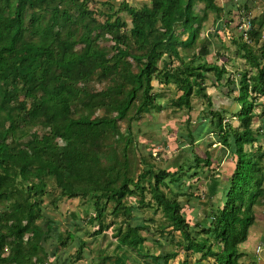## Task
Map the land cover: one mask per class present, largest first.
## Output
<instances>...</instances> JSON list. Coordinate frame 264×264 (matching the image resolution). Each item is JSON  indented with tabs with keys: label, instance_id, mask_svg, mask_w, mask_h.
I'll list each match as a JSON object with an SVG mask.
<instances>
[{
	"label": "trees",
	"instance_id": "16d2710c",
	"mask_svg": "<svg viewBox=\"0 0 264 264\" xmlns=\"http://www.w3.org/2000/svg\"><path fill=\"white\" fill-rule=\"evenodd\" d=\"M90 1L0 0V264H76L84 258V248L99 240L105 244L102 255L106 244L114 245L117 264L133 253L159 264L163 257L144 249L148 238L140 230L147 226L130 220L140 206L161 211L160 232L169 226L181 231L176 246L195 254L197 264L210 253L216 254L217 264H243L240 244L255 223V205L264 202V163L246 148L258 140V129L251 126L254 109L264 110V16L251 20V46L242 36L235 41L248 66L237 77H227L226 63L205 58L211 53L207 43L196 49L195 24L204 19L194 6L203 2L205 13H225L222 17L231 14V7L215 0H147L141 6L124 0L117 8L111 0L99 2L101 6ZM122 11L131 20L130 29ZM179 28L189 31L186 39L177 34ZM100 39L114 42L110 57ZM206 79L228 91L238 109L233 112L208 95ZM154 80L177 84L181 93L172 103L179 108H191L194 92L207 98L209 115L215 118L211 131L236 156L224 200L210 206L202 236L181 212L182 193L168 197L165 191L170 182L179 185L178 171L150 164L138 172L142 156L131 120L157 106ZM95 81H106V87L93 88ZM98 110L101 114L92 117ZM230 114L237 121L227 120ZM119 120L128 121L125 132ZM211 162L209 151L206 157L196 155L197 167ZM50 181L58 195L53 196ZM47 197L54 204L65 197L87 201L94 212L83 218L84 225L98 228L87 237L60 231L44 206ZM130 197L136 203H129ZM109 216L122 219L108 223ZM52 238L64 248L75 244V253L64 258L55 249L62 257L47 260L45 244ZM177 253L168 252L164 261ZM178 264L192 263L185 258Z\"/></svg>",
	"mask_w": 264,
	"mask_h": 264
},
{
	"label": "rangeland",
	"instance_id": "374dc122",
	"mask_svg": "<svg viewBox=\"0 0 264 264\" xmlns=\"http://www.w3.org/2000/svg\"><path fill=\"white\" fill-rule=\"evenodd\" d=\"M103 1L105 0L90 1V5L97 4L101 6L99 2ZM111 1L117 8L124 0ZM126 1L131 5L141 6L147 0ZM215 1L225 9L231 7L232 12L222 19L226 27L216 29L215 23L218 20L216 17L221 18L222 15L218 16L211 10L205 13V4L196 2L195 10L200 16L203 15L204 19L200 25L195 24L196 27H199V37L195 44L196 49L198 50L199 45L203 41L207 43L211 49V53L205 57L207 61H216L219 64L226 63L228 69L227 77L231 74L237 77V73H241L248 65L245 59L239 57L237 52L238 45L235 44V41H238L242 36L249 46L253 44L250 36L249 39L245 38L244 29L241 28V25L246 24L247 26L250 20L261 19L264 16V0ZM244 5L249 8H245ZM103 9L105 10L106 6ZM119 15L128 25L127 28L130 29L131 20L127 13L122 11ZM258 26L259 23H256L253 28L257 29ZM188 33L189 31H184L180 28L177 31V34H180L183 39L187 38ZM93 35L95 36L96 33H93ZM100 44L108 49V56L110 57L113 54L114 42L110 39H100ZM81 46L82 44L79 43L76 48ZM209 74L212 75V73ZM205 82V91L208 95H213L217 103H221L222 106L224 105V107L229 108L233 112L238 109L232 98L227 96L228 91L223 92L217 89L210 79H206ZM153 84L152 93L156 95L157 106L151 107L150 110L144 112L140 119L131 120L132 133L135 136L133 141H135L134 143L142 156L138 172L148 169L147 166L150 164L154 165L157 170L166 168L173 172L178 171V174L181 175L179 185L170 182V186L165 188V191L168 197H172L178 190L182 193L179 196L181 212L193 227V231H196L199 234L198 236H202L204 232L201 231V226L203 224L208 226L210 206L224 200L223 193L229 187V178L234 172L236 156L233 155V149L227 148L223 143L219 142L216 134L211 131L215 118L209 115L207 98L198 92H194L191 96V108H179L172 103V100L181 93V90L177 88V84H162L158 83L157 80H154ZM91 86L101 90L106 87V81H95L91 83ZM221 95H223L222 98H220ZM261 100H263L264 104V96L261 97ZM101 112L102 110H98L92 113V117L100 115ZM132 112L133 110H131L130 115ZM253 113L254 118L251 126L254 129H258L255 133L258 140L247 143L246 148L254 151L255 157L262 158L264 163V110L260 106H256ZM227 117V120L237 121L231 114ZM118 124L121 132H125L128 121L119 120ZM59 142L63 143L62 140H59ZM134 143L130 145L131 149L134 148ZM207 151L212 155L211 164L197 167L195 165L196 155L206 157ZM169 180L170 178L168 177L166 181ZM147 182H149L148 179L144 181L145 184ZM50 183L53 196L58 195L59 188L54 186L55 183L53 181H50ZM136 201V197L128 198L129 203H136ZM44 206H46V211L55 220V224L60 231L71 229L82 237H87V232L93 233L98 228V226L84 225L83 218H88L94 212V208L82 198L65 197L54 204L47 197L45 198ZM254 209L256 213L255 223L249 228L248 239L240 244L241 250L245 253L240 259L243 264H264V202L256 204ZM133 213L134 216L130 219L133 224L147 226L140 230L141 234L148 238L144 246L145 251L160 255L163 258L170 251L178 252L175 257L170 258L167 262L161 258L159 264H178L185 258L190 263L197 264V256L195 254L186 252L176 246V241L182 237L180 230L174 231L169 226L164 229L163 233L160 232V227L157 226L163 221L161 211L156 212L153 208L140 206ZM121 219L122 217L109 216L106 222L109 223L113 220L120 222ZM195 223H200V225L198 226ZM113 228V225H111L107 233L112 234ZM205 235L213 236L211 232H205ZM46 241L45 246L48 250V256L45 257L47 260L62 257L54 252L55 249H58L64 258L72 256L76 251L75 244L70 248H64L55 242V238L47 239ZM260 244L263 245V249L258 251L257 247ZM101 247H105L101 240L87 245L84 248V258L77 261L76 264H117L115 262L117 254L113 251L114 245L107 246L106 244L107 251L104 254L110 256L104 260H101L104 255L100 251ZM133 255V258H129L122 264H148L143 257L135 253ZM108 258L112 259L109 260ZM199 264H217L216 254L210 253Z\"/></svg>",
	"mask_w": 264,
	"mask_h": 264
},
{
	"label": "built area",
	"instance_id": "2783aa9c",
	"mask_svg": "<svg viewBox=\"0 0 264 264\" xmlns=\"http://www.w3.org/2000/svg\"><path fill=\"white\" fill-rule=\"evenodd\" d=\"M241 28L244 29V35H245V38H248L249 39V31L251 30L252 28V24H251V20L248 22V25L246 26V24H243L241 25ZM263 249V246L262 244H260L258 247H257V250L260 251Z\"/></svg>",
	"mask_w": 264,
	"mask_h": 264
},
{
	"label": "crops",
	"instance_id": "0c3cea01",
	"mask_svg": "<svg viewBox=\"0 0 264 264\" xmlns=\"http://www.w3.org/2000/svg\"><path fill=\"white\" fill-rule=\"evenodd\" d=\"M222 16H223V14H222ZM222 18H224V17H221V18L216 17V19H218L217 22L215 23L216 24L215 25L216 29H222V28L226 27V25L222 22ZM219 25H221V26H219Z\"/></svg>",
	"mask_w": 264,
	"mask_h": 264
},
{
	"label": "clouds",
	"instance_id": "9594fccd",
	"mask_svg": "<svg viewBox=\"0 0 264 264\" xmlns=\"http://www.w3.org/2000/svg\"><path fill=\"white\" fill-rule=\"evenodd\" d=\"M263 246V245H262Z\"/></svg>",
	"mask_w": 264,
	"mask_h": 264
}]
</instances>
